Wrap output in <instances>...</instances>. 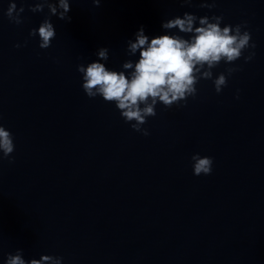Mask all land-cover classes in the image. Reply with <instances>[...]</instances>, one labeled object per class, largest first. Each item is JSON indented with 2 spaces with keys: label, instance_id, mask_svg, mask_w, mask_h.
Segmentation results:
<instances>
[{
  "label": "clouds",
  "instance_id": "9594fccd",
  "mask_svg": "<svg viewBox=\"0 0 264 264\" xmlns=\"http://www.w3.org/2000/svg\"><path fill=\"white\" fill-rule=\"evenodd\" d=\"M102 0H92L94 6L99 7ZM182 6H191L193 0H179ZM199 6L209 10L216 7V0H200ZM48 9V16L40 23L38 29L33 28L29 36L39 37V48L47 49L56 38V29L51 23V16L70 22L71 17L69 0H35L29 6L32 13L43 12ZM23 6L17 8L15 0H10L5 15L9 22L20 25L23 20ZM223 15L198 17L185 12L183 16H176L162 23L165 34L150 38L145 35L143 26L135 33L134 40L127 41V54L134 56L139 53L135 61L127 60L122 64L121 71L111 70L105 63L109 58V49L101 47L96 55L98 59L85 66H77L82 74V88L89 98L97 96L107 103H114L122 119L131 125V128L148 136L150 133L142 126L147 123L148 117H155L156 105L162 104L165 108L173 105H186L189 97L197 94L196 85L200 80H212L215 92L221 93L228 84L230 77L238 68L229 67L219 75H213V69L223 61L225 64H234L244 56L247 49H255L251 33L246 30L247 22L231 25L225 24ZM198 22V26H197ZM177 29L188 38L179 34H168L167 30ZM245 29V30H242ZM27 43V42H26ZM15 47L19 48L17 44ZM255 52L244 56L245 62L251 61ZM238 98V97H237ZM183 102V103H182ZM15 150L14 137L11 131L0 125V152L3 157H10ZM193 174L210 175L213 158L201 156L198 153L191 157ZM10 163L13 161L10 160ZM62 257L42 255L39 259L26 260L23 251L17 249L15 254L8 253L4 264H62Z\"/></svg>",
  "mask_w": 264,
  "mask_h": 264
}]
</instances>
